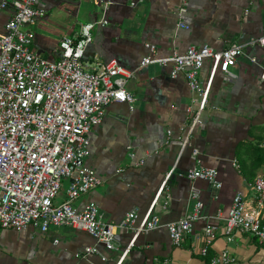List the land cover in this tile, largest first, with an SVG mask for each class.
Returning a JSON list of instances; mask_svg holds the SVG:
<instances>
[{
	"label": "crops",
	"instance_id": "crops-1",
	"mask_svg": "<svg viewBox=\"0 0 264 264\" xmlns=\"http://www.w3.org/2000/svg\"><path fill=\"white\" fill-rule=\"evenodd\" d=\"M16 1L0 0L8 3L0 9V33L14 15ZM98 1L42 0L45 16L25 27L34 34L32 51L55 61L64 37H74L83 25L105 18L109 24L92 31L84 65L115 59L134 74L126 84L135 98L132 108L110 104L103 122L89 134L86 164L102 183L73 205L83 210L96 203L98 219L105 223H119L131 212L142 217L172 172L153 208L163 226L141 233L132 246L133 234L116 229L114 251L70 227H51L46 233L33 226L23 231L0 229V264H118L124 251L120 264H160L166 258L175 264H212L225 251L235 258L232 264H264V245L256 238L235 233L229 242L223 232L234 196L242 193L249 202L254 200L237 153L250 143L264 148V46L253 44L264 36V0H105L112 3L105 15ZM146 43L155 45L160 57L191 46L220 51L238 44L257 63L242 57L227 72L215 74L200 123L189 133L199 97L182 76L171 78V66L140 67L149 53ZM211 72L212 61L207 60L200 73L203 85ZM187 136L188 145L181 152ZM197 167L216 169L221 188L188 179V171ZM69 185V179L62 181L56 205L67 199ZM197 201L204 204L206 218L195 222L192 233L174 246L165 225L185 217ZM208 223L217 226V238L203 256ZM88 247L100 254L82 257Z\"/></svg>",
	"mask_w": 264,
	"mask_h": 264
},
{
	"label": "built area",
	"instance_id": "built-area-1",
	"mask_svg": "<svg viewBox=\"0 0 264 264\" xmlns=\"http://www.w3.org/2000/svg\"><path fill=\"white\" fill-rule=\"evenodd\" d=\"M41 1L14 2V15L6 24L5 32L0 33V229L23 231L33 226L46 233L51 227H70L86 232L107 251L116 249L115 231L120 229L133 234L132 246L141 233L163 226L153 208L172 172L142 217L131 212L119 223H105L98 219L96 203H88L83 210L74 207L79 197L102 183L86 164L90 155L89 134L103 122L110 104H128L132 108L135 98L126 84L134 74L115 59L95 61L89 67L84 65L86 50L93 42L92 31L95 27L107 26L109 22L105 18L83 25L74 37H64L58 60L43 59L34 53L31 49L34 34L25 27L45 16V10L39 6ZM97 3L104 15L112 5L105 0ZM7 7V2L0 3V9ZM184 12L180 10L179 15ZM257 43L264 46V36L253 41ZM144 46L149 53L141 58V68L171 66V78L182 76L191 91L198 95L199 106L189 133L200 123L215 74L227 72L242 57L257 63V59L238 44L220 51L207 45L191 46L183 53L174 52L165 57L158 56L155 45L146 43ZM207 60L212 61V72L208 83L203 85L200 73ZM261 78L264 79V68ZM188 141L187 136L181 152ZM143 162V159L139 161ZM218 174L216 169L197 167L188 171L187 178L205 180L221 188ZM64 179L70 180L67 199L56 205L54 202ZM250 187L254 200L249 202L242 193L234 196L223 232L229 242L233 241L235 233H241L264 245V178L258 176ZM205 218L204 204L197 201L185 217L167 223L165 227L173 245L180 246L192 233L193 224ZM204 232L206 245L200 252L206 256L208 247L217 238V226L208 223ZM90 254L100 253L88 247L81 256ZM126 254L124 251L118 264ZM101 259L106 261L107 257L102 255ZM234 262L235 258L228 251L212 260V264ZM160 264H175V261L166 258Z\"/></svg>",
	"mask_w": 264,
	"mask_h": 264
},
{
	"label": "trees",
	"instance_id": "trees-1",
	"mask_svg": "<svg viewBox=\"0 0 264 264\" xmlns=\"http://www.w3.org/2000/svg\"><path fill=\"white\" fill-rule=\"evenodd\" d=\"M251 147L237 153L240 170L247 182L252 183L258 173L264 174V148L250 143ZM264 178V177H263Z\"/></svg>",
	"mask_w": 264,
	"mask_h": 264
},
{
	"label": "rangeland",
	"instance_id": "rangeland-1",
	"mask_svg": "<svg viewBox=\"0 0 264 264\" xmlns=\"http://www.w3.org/2000/svg\"><path fill=\"white\" fill-rule=\"evenodd\" d=\"M259 176H262V177H264V174L263 173H261ZM64 190H65V186H64V188H63V190H62V193H64ZM61 193V194H62Z\"/></svg>",
	"mask_w": 264,
	"mask_h": 264
}]
</instances>
